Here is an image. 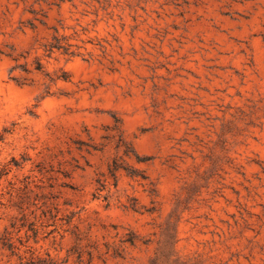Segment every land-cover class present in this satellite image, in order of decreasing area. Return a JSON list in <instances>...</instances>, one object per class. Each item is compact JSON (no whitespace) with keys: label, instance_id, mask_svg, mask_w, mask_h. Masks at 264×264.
<instances>
[{"label":"rangeland","instance_id":"374dc122","mask_svg":"<svg viewBox=\"0 0 264 264\" xmlns=\"http://www.w3.org/2000/svg\"><path fill=\"white\" fill-rule=\"evenodd\" d=\"M31 256L264 264V0H0V264Z\"/></svg>","mask_w":264,"mask_h":264},{"label":"trees","instance_id":"16d2710c","mask_svg":"<svg viewBox=\"0 0 264 264\" xmlns=\"http://www.w3.org/2000/svg\"><path fill=\"white\" fill-rule=\"evenodd\" d=\"M61 45L59 44V39L54 36L53 40L48 44V50L51 52L54 48H60ZM117 165L115 163V161H113L111 167L109 168V172L111 175H114L116 169H117ZM2 245L10 250H13V245L12 242L9 241V237H5L4 240H2ZM25 264H62L61 262H58L56 260H54L51 257L45 258V259H41L38 257H29L26 261Z\"/></svg>","mask_w":264,"mask_h":264}]
</instances>
